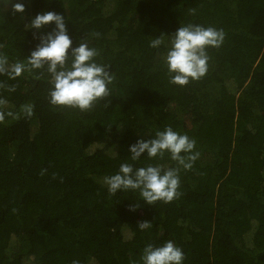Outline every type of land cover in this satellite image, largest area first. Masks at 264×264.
I'll return each mask as SVG.
<instances>
[{
	"label": "trees",
	"instance_id": "obj_1",
	"mask_svg": "<svg viewBox=\"0 0 264 264\" xmlns=\"http://www.w3.org/2000/svg\"><path fill=\"white\" fill-rule=\"evenodd\" d=\"M16 2L0 0L10 63L37 43L31 19L54 11L114 80L81 111L50 103L46 69L0 74V264H141L146 245L169 240L184 264H264V0H24L22 14ZM188 24L225 38L207 49L206 75L180 86L164 56ZM167 127L195 140L191 169L168 154L130 160L129 145ZM125 162L180 167L179 197L149 205L138 191L109 193L104 178Z\"/></svg>",
	"mask_w": 264,
	"mask_h": 264
},
{
	"label": "clouds",
	"instance_id": "obj_2",
	"mask_svg": "<svg viewBox=\"0 0 264 264\" xmlns=\"http://www.w3.org/2000/svg\"><path fill=\"white\" fill-rule=\"evenodd\" d=\"M26 3L18 0L13 4V11L24 13ZM54 25L51 31H45ZM37 41L35 47L26 57V62L10 63L7 56L0 53V74L9 78L20 77L24 72L46 69L50 76V103L54 106L78 108L81 111L91 110L97 102L105 100L111 94L109 85L114 80L107 65L96 62L98 51L81 41L73 46V39L68 33L65 17L54 11L37 13L26 25ZM223 30L204 27L199 24L181 25L173 34L167 45L164 62L167 65L170 82L184 86L190 80H199L208 71L209 47H220L224 41ZM165 41L162 35L150 41V47L159 48ZM26 115H32L31 106H24ZM9 116H14L9 112ZM3 115H0V120ZM150 135V134H148ZM151 139H138L129 145L130 160H141L142 157L153 159L170 155L183 169H191L199 153L195 152L196 142L187 134H180L167 127L157 130ZM146 153V155H144ZM180 167L147 164L135 167L134 163H121L119 170L104 178L111 194L128 190L138 191L140 199L149 205L158 201L172 202L178 198L180 186ZM130 210H135V205ZM141 230L150 226L149 221L138 224ZM185 253L173 241L163 245L148 244L140 257L141 264H184ZM72 264H79L73 260Z\"/></svg>",
	"mask_w": 264,
	"mask_h": 264
},
{
	"label": "rangeland",
	"instance_id": "obj_3",
	"mask_svg": "<svg viewBox=\"0 0 264 264\" xmlns=\"http://www.w3.org/2000/svg\"><path fill=\"white\" fill-rule=\"evenodd\" d=\"M3 21V18H2V16L0 15V22H2Z\"/></svg>",
	"mask_w": 264,
	"mask_h": 264
}]
</instances>
